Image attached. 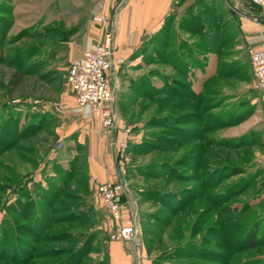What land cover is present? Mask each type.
I'll use <instances>...</instances> for the list:
<instances>
[{
  "label": "rangeland",
  "instance_id": "1",
  "mask_svg": "<svg viewBox=\"0 0 264 264\" xmlns=\"http://www.w3.org/2000/svg\"><path fill=\"white\" fill-rule=\"evenodd\" d=\"M99 1L0 0V264H64L87 235L70 264H110V242H123L111 234L131 224L138 239L123 243L135 244L134 264H264V115L249 52L233 55L217 35L209 45L188 32L192 19L183 36L126 33L137 46L121 48L117 17L128 0H115L100 40L113 35L117 123L96 117L108 133L133 134L124 154L111 142L125 191L121 219L107 211L88 151L67 132L81 112L68 46L102 25ZM200 8L211 27L216 16Z\"/></svg>",
  "mask_w": 264,
  "mask_h": 264
},
{
  "label": "crops",
  "instance_id": "2",
  "mask_svg": "<svg viewBox=\"0 0 264 264\" xmlns=\"http://www.w3.org/2000/svg\"><path fill=\"white\" fill-rule=\"evenodd\" d=\"M128 1L129 2L126 3L122 9L123 15L117 17V21L120 24L118 27L119 32L117 31L118 36L116 38V44L119 43L121 48L133 49L137 46V42L134 39L123 40L126 33H134L136 35L147 33L148 37H150V35L154 37L160 33H166L165 36L168 34L170 37V34H172L174 30H178L181 36H183V31L187 30V28H184V21L192 19L193 23L196 24L199 21L198 17L204 20V13L202 10L204 8H200V6L208 8L210 10V15L216 16L215 20L211 23V27H207L206 23V28L203 31H196L193 29L191 31V29H189L188 32H191L195 36H200L201 38L208 35L211 40L209 41V45L214 42L213 38L217 35L216 39L218 45L226 49H231L233 55L235 49H243L249 52L248 63L251 71L250 50L264 48V7L254 5L251 0H191V3L185 7L181 4L178 5L181 0ZM202 2L205 4H202ZM114 4L115 0H100L98 2L96 6L97 11L99 10V12H97L98 16H102L105 20L102 25L101 23L95 22L93 27L89 30L83 29V32L78 37L73 38L69 42V57L71 61L81 56L85 50L94 48V46L100 42L106 29V18L111 20L113 17L112 9L115 7ZM178 6L182 7L179 11L181 14L179 17H174L172 11L175 8L180 9ZM170 16H172L173 19H170L172 22H170V29H168L167 32L165 29L166 21ZM199 24H201V22ZM117 55L120 54L117 53ZM199 58L200 57H198V59ZM256 96L257 108L259 107L260 109H258L261 111L259 115H264V89L256 88ZM72 115L70 117L73 118V124H70L69 127H71V129L67 132L71 135L70 141L73 140L72 142L78 144V147H83V149L85 148L88 151L93 181L100 184L117 179L115 165L112 158H110L113 156L111 142L118 141L124 137L122 129L117 128L109 133L108 131H104L101 121L96 116L92 115L87 107L79 114L73 113ZM75 118L77 121H75ZM62 132L63 131L60 133L62 134ZM76 152L78 151L76 150ZM109 247L110 264H134L135 257L138 255L135 244L112 241ZM140 252L141 256H145V253L142 254V250H140Z\"/></svg>",
  "mask_w": 264,
  "mask_h": 264
},
{
  "label": "built area",
  "instance_id": "3",
  "mask_svg": "<svg viewBox=\"0 0 264 264\" xmlns=\"http://www.w3.org/2000/svg\"><path fill=\"white\" fill-rule=\"evenodd\" d=\"M251 2L264 7V0ZM105 37L103 42H98L94 48L85 50L81 56L71 61L68 81L76 94L78 110L89 108L92 115L102 119L104 126L111 128L117 123L114 93L109 79L115 61L113 35L108 32ZM250 61L257 88L264 89V48L251 49ZM130 131L129 127L126 128L124 137L112 142L116 153L120 150L124 154L127 150ZM97 189L107 211L114 219H121L120 199L125 191L124 181L109 180L101 183ZM110 237L115 241L135 242L138 239V230L132 224L125 225L114 231Z\"/></svg>",
  "mask_w": 264,
  "mask_h": 264
},
{
  "label": "trees",
  "instance_id": "4",
  "mask_svg": "<svg viewBox=\"0 0 264 264\" xmlns=\"http://www.w3.org/2000/svg\"><path fill=\"white\" fill-rule=\"evenodd\" d=\"M206 9H208V8H206ZM206 14V13H205ZM207 14H210V13H207ZM199 18V21H198V23H196V24H194V26L195 27H192V29L193 30H196V31H203L206 27H205V20H201L200 19V17H198ZM170 19H173L172 18V16H170V17H168V20L166 21V27H165V29H166V31L168 30V29H170V22H172V20H170ZM170 20V21H169ZM196 20H198V19H196ZM201 22V24H199ZM202 26V27H201ZM201 27V28H200ZM168 32V31H167ZM202 33V32H201ZM166 34V33H165ZM165 38H169V36H168V34L165 36ZM167 43H168V40H167ZM192 59H193V57H192ZM178 61H179V63H181V64H184V65H186L187 67H190V68H192V64H186L187 62H185V58H184V60H183V58L182 57H180L179 59H178ZM195 61V63H197L198 64V66H200L201 65V63L199 62V60H194ZM200 64V65H199ZM176 69L178 70V69H180V70H182V67H179V66H176ZM131 135H133L132 134V130L130 131V136H129V142H130V140L132 139V137H131ZM72 172V171H71ZM64 176H60V178H63ZM56 185H57V183H56ZM59 187L60 188H62V185H61V183L59 182ZM55 188H56V186H55ZM52 191H54V189L52 190ZM57 197V194L55 195V198ZM18 213V212H17ZM22 214V213H21ZM38 216V215H37ZM37 216H36V218H37ZM48 226V225H47ZM47 226L45 227V225L43 226V228L42 229H45V228H47ZM20 228H22V229H25L26 228V226L25 225H21L20 226ZM31 230H32V234H34V235H38L39 233H38V230H37V228H31ZM256 231V228H255V230H254V232ZM90 237V236H89ZM89 237H88V235L86 236V239L88 240V241H86L85 243H82V242H80V243H78V246L75 248V249H69V251H72L71 252V255L66 259V261H65V263L64 264H70V262L72 261V259L74 258V255H75V253H80V254H83L84 253V251H85V249L86 248H88V246H90V242L92 241V240H89ZM85 238V236L84 237H82V239H84ZM253 239H255V238H251V241L249 242V244H248V247L249 248H253V247H255L256 245H258V242H259V240L258 239H256V240H253ZM82 243V244H81ZM71 264H73V262L71 263Z\"/></svg>",
  "mask_w": 264,
  "mask_h": 264
}]
</instances>
